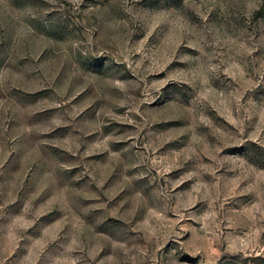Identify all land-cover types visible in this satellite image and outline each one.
Here are the masks:
<instances>
[{"label": "rangeland", "instance_id": "1", "mask_svg": "<svg viewBox=\"0 0 264 264\" xmlns=\"http://www.w3.org/2000/svg\"><path fill=\"white\" fill-rule=\"evenodd\" d=\"M0 264H264V0H0Z\"/></svg>", "mask_w": 264, "mask_h": 264}]
</instances>
